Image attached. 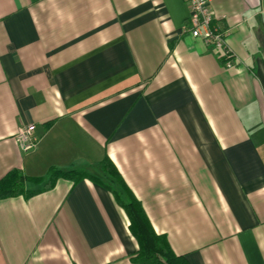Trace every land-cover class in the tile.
<instances>
[{
    "label": "crops",
    "instance_id": "1",
    "mask_svg": "<svg viewBox=\"0 0 264 264\" xmlns=\"http://www.w3.org/2000/svg\"><path fill=\"white\" fill-rule=\"evenodd\" d=\"M213 7L230 68L184 31L186 0H0V179L103 177L108 156L190 264H264V0ZM129 224L102 185L59 178L0 199V264H137Z\"/></svg>",
    "mask_w": 264,
    "mask_h": 264
},
{
    "label": "trees",
    "instance_id": "2",
    "mask_svg": "<svg viewBox=\"0 0 264 264\" xmlns=\"http://www.w3.org/2000/svg\"><path fill=\"white\" fill-rule=\"evenodd\" d=\"M105 176L100 177L84 169L63 170L51 167L50 176L41 188H28V181L41 183L43 177H32L24 174L20 169H12L0 179V199L24 196L33 197L41 192L53 188L59 178H66L74 183L89 179L108 189L121 206L130 221L129 229L138 243L137 250L131 255L137 264H190L184 255H178L172 249L166 235L155 231L142 202L129 187L124 177L113 161L106 156L102 160Z\"/></svg>",
    "mask_w": 264,
    "mask_h": 264
},
{
    "label": "built area",
    "instance_id": "3",
    "mask_svg": "<svg viewBox=\"0 0 264 264\" xmlns=\"http://www.w3.org/2000/svg\"><path fill=\"white\" fill-rule=\"evenodd\" d=\"M186 1L190 7V16L184 31L203 39L208 49L223 60L226 67H233L238 59L227 42L229 31L222 26L220 18L216 15L214 0ZM15 139L23 150L35 148L40 141L36 134V125L30 123L19 127Z\"/></svg>",
    "mask_w": 264,
    "mask_h": 264
}]
</instances>
